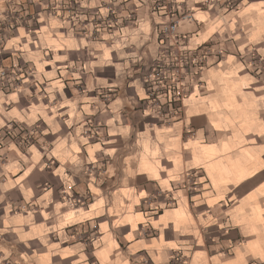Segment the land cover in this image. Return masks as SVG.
I'll return each instance as SVG.
<instances>
[{"label":"crops","instance_id":"1","mask_svg":"<svg viewBox=\"0 0 264 264\" xmlns=\"http://www.w3.org/2000/svg\"><path fill=\"white\" fill-rule=\"evenodd\" d=\"M58 1L0 0V16L33 14L0 44V70L32 73L0 84V133L34 132L27 147L0 138V264L264 262V82L246 62L264 55V0H159L192 12L190 49L222 51L176 117L150 106L166 21L153 0H119L137 21L96 40L48 14Z\"/></svg>","mask_w":264,"mask_h":264},{"label":"built area","instance_id":"2","mask_svg":"<svg viewBox=\"0 0 264 264\" xmlns=\"http://www.w3.org/2000/svg\"><path fill=\"white\" fill-rule=\"evenodd\" d=\"M230 8L236 6V0H225ZM82 7L61 0L47 5L49 14L57 15L80 35L96 40L106 32L119 31L122 27L118 4L104 3L100 7ZM104 9L105 13L101 11ZM155 14H163L166 21L157 25L158 43L160 52L152 61L146 72L145 79L151 98L150 106L159 117L168 115L180 116L182 104L190 94L192 88H202L204 73L208 66L209 57L222 55V51H215L211 44H205L197 49L188 47L189 36L181 34L179 27L181 21H191L192 12L179 6L177 3H161L153 0ZM130 20L135 17L134 11L128 15ZM33 19L30 8L22 4L11 3L7 10L0 16V44L6 41L22 25H28ZM128 19V18H127ZM247 65L253 74L264 82V55L258 50L251 49L247 56ZM20 65L6 67L0 70L1 88L7 94L16 92L23 85L26 77L31 75ZM34 132L26 131L20 125L10 123L5 133H0V138L9 137L22 147L34 143ZM195 182L193 187H195ZM72 205L83 204L84 201L71 200ZM174 262L186 264L182 257H173ZM252 264H264L253 262Z\"/></svg>","mask_w":264,"mask_h":264},{"label":"rangeland","instance_id":"3","mask_svg":"<svg viewBox=\"0 0 264 264\" xmlns=\"http://www.w3.org/2000/svg\"><path fill=\"white\" fill-rule=\"evenodd\" d=\"M109 2H114V3H116V4H118V7H119V12L121 13L120 14V17H121V19H122V23L120 24V25H122V27H121V29L120 30H122L124 27H126L127 26V24H128V22H136L137 21V18H136V15H135V17H134V19L133 20H130L129 19V17H128V15H129V13H131L132 11H134V13H135V10H126V7H125V3H122V2H120L119 0H109L108 2H105V3H109ZM162 3V2H161ZM87 7V6H86ZM99 7V6H98ZM151 9H153V1L151 2ZM153 12V11H152ZM154 13V12H153ZM49 14V13H48ZM50 15V14H49ZM165 19H166V17L165 16H163ZM128 18V19H127ZM167 20V19H166ZM117 32V31H116Z\"/></svg>","mask_w":264,"mask_h":264}]
</instances>
